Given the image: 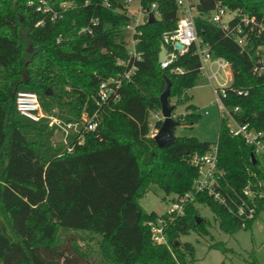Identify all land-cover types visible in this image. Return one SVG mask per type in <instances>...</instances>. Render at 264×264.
<instances>
[{
    "label": "trees",
    "instance_id": "obj_1",
    "mask_svg": "<svg viewBox=\"0 0 264 264\" xmlns=\"http://www.w3.org/2000/svg\"><path fill=\"white\" fill-rule=\"evenodd\" d=\"M107 1L109 7L103 0H72L74 7L50 20L36 10L38 0H0V264H193L194 248L181 243L180 236L190 230L208 235L204 220L196 223L194 203L206 204L227 234L250 228L264 207L263 198L252 218L237 215L243 202L251 206L243 188L258 190L264 170L258 159L251 160V147L229 135L219 118L215 144L225 176L221 192L229 208L198 194L184 215L168 224L167 245L151 240L149 226L159 215L146 212L139 198L152 184L166 194L188 191L197 175L192 155L210 148L195 137H175L171 145L158 147L150 137L149 114L160 111L163 75L171 83L169 101L175 99V106L184 103L187 90L202 78L194 46L177 53L165 68L158 63L160 44L172 48L169 38L178 19L173 0H141L143 7L156 3L158 17L138 26L136 50L142 56L135 62L136 71L122 85L119 98L99 112L97 128L71 152L54 142L55 126L17 113V90L34 92L45 112L57 108L66 121L95 111L99 82L124 70L117 61L127 57L118 35L130 20L117 12L123 8L121 0ZM213 3L199 0L198 10L206 14ZM226 3L264 24V0ZM87 26L92 33L80 32ZM240 26L252 46L249 51L201 16L195 18L196 32L209 43L211 57L229 64L225 101L239 106L240 121L264 133V72L253 71L264 31ZM198 117L188 105L186 114L175 120L190 125ZM160 123L157 119L154 128ZM79 240L84 243L79 245ZM210 246L228 250L221 242Z\"/></svg>",
    "mask_w": 264,
    "mask_h": 264
},
{
    "label": "built area",
    "instance_id": "obj_2",
    "mask_svg": "<svg viewBox=\"0 0 264 264\" xmlns=\"http://www.w3.org/2000/svg\"><path fill=\"white\" fill-rule=\"evenodd\" d=\"M177 5V23L173 30L169 41L171 50H166L167 59L160 66L165 68L176 57L177 53L186 51L190 46L195 47V52L200 60V70L202 77L210 85V80L215 78L219 71L229 67V64L223 58H212L210 53V45L198 36L195 27V18L201 16L206 22L220 28L226 36L232 37L239 45L242 51H249L252 47L245 36L241 34V24L250 26L252 30L254 26L258 27V34L264 31V24H257L254 17H249L242 13L239 9H230L226 0H214L212 10L203 14L198 10L199 0H173ZM123 8L117 9V12L125 14L130 22L123 26V30L131 29L132 48H127L126 59H120L117 64L124 67V70L110 76L99 82L97 92L94 97L96 105L95 111L88 114L83 111L79 118L72 120H62L55 115L45 112L40 105L39 99L34 92L20 91L15 95V106L17 113L33 122L46 120L50 126L56 127V135L58 142L65 147V152H71L73 148L83 143L84 136L87 132L97 128L100 117L99 112L109 103H113L119 98V90L124 83L131 80L136 71L135 62L141 59L142 53L136 50V45L139 43L141 31L138 28L141 24L148 21L149 15L152 13L155 18L158 17L156 3H151L148 7H143L141 0H121ZM137 3L136 10H131V6ZM105 7H109L107 0L102 3ZM75 6L72 0H38L36 7L37 11L46 14L50 20L61 18L63 13ZM230 16L225 18V15ZM233 25L232 21H235ZM95 23V20L91 21ZM42 20L37 22L41 24ZM80 32L92 33L90 26L84 27ZM257 34V35H258ZM174 42H179L183 49L178 52L174 47ZM253 71L257 74L264 72V42L256 51L254 59ZM215 66V68H213ZM230 70V68H229ZM212 87V85H210ZM215 96L214 103L219 112V118L223 122L229 135L241 138L244 143L251 147L252 155L257 159V156H264V133L256 131L248 122L240 121L239 106L228 104L225 99L228 98V93L224 87H212ZM237 93H241L238 91ZM246 93V92H244ZM156 119H162L160 111L154 112ZM156 130L150 131V136L155 134ZM191 162L197 167V175L192 181L191 188L181 195H173L170 199V205L163 214H160L157 219L149 226L150 236L153 243L167 245L166 231L168 224L175 219L184 215L185 207L193 202L198 194L211 196L215 201L229 208V202L225 195L221 192L225 182L224 170L218 166L217 145L214 144L203 154H193ZM258 190L254 191L249 185L243 188V194L251 202V206L244 202L237 208V215L243 219H250L255 214L256 196L262 197L263 193L260 187L264 188V184H258ZM245 204V207H244Z\"/></svg>",
    "mask_w": 264,
    "mask_h": 264
},
{
    "label": "rangeland",
    "instance_id": "obj_3",
    "mask_svg": "<svg viewBox=\"0 0 264 264\" xmlns=\"http://www.w3.org/2000/svg\"><path fill=\"white\" fill-rule=\"evenodd\" d=\"M130 8L131 10H136L137 3H134ZM229 16V14H226L225 18ZM131 35V29L123 30L118 35V39L125 42L128 49L132 48ZM30 51L31 48L28 49V53ZM230 83L231 72L229 67L219 71L217 76L210 80V85L214 88L225 87ZM210 85L202 77L192 88L187 90V99L184 103L175 106L173 111L174 118L176 115L182 116L186 114V106L188 105H192L194 113L199 116L198 120L190 125H176L173 130L175 137H195L199 141L209 143L211 147L216 143L219 112L214 103L215 96ZM20 91L22 90H17L16 93ZM173 103H175V99L172 98L171 104ZM48 114H53L62 119L57 108H53ZM156 121L154 112H150V128H154ZM155 130L157 131V129ZM54 142L57 143L58 140L56 139ZM257 159L264 170V156H257ZM172 197V194H166L158 185L152 184L147 192L139 198L138 202L146 212H155L160 215L168 208ZM263 198L264 194L262 197H255L256 208L257 203ZM194 206L198 213L197 216L204 220L203 223L207 227L208 235H202L190 230L187 234L180 236L179 241L181 243L188 242L194 248L193 264H220L222 262L223 264H264V207L257 212L250 228L239 229L232 234H227L220 230L218 221L206 204L194 203ZM81 235L83 234L80 233L79 236ZM218 242L223 243L228 248L225 253L210 246ZM83 243L81 240L78 241L79 245ZM82 248L84 250L85 246ZM92 252L94 253V251Z\"/></svg>",
    "mask_w": 264,
    "mask_h": 264
},
{
    "label": "water",
    "instance_id": "obj_4",
    "mask_svg": "<svg viewBox=\"0 0 264 264\" xmlns=\"http://www.w3.org/2000/svg\"><path fill=\"white\" fill-rule=\"evenodd\" d=\"M155 20L156 18L151 13L148 17V22L151 23L154 22ZM174 47L178 52H180L183 49V46L179 42H174ZM166 59H167L166 47L164 44H160V50L158 53V63L161 64L162 62H165ZM163 78L165 80V88L159 96L160 99L159 110L162 119L159 127L157 128V131L153 135V140L158 147H166L174 142L175 136L173 134V130L174 127L178 124V122L173 117V111L175 109V105L171 104L169 101L171 83L165 75H163ZM46 93L49 94L50 93L49 90H47ZM251 160L255 162L254 156L252 154H251ZM195 220L196 223H199L201 218L195 216Z\"/></svg>",
    "mask_w": 264,
    "mask_h": 264
},
{
    "label": "crops",
    "instance_id": "obj_5",
    "mask_svg": "<svg viewBox=\"0 0 264 264\" xmlns=\"http://www.w3.org/2000/svg\"><path fill=\"white\" fill-rule=\"evenodd\" d=\"M155 117V116H154ZM154 130V128H151V130L150 131H153Z\"/></svg>",
    "mask_w": 264,
    "mask_h": 264
}]
</instances>
